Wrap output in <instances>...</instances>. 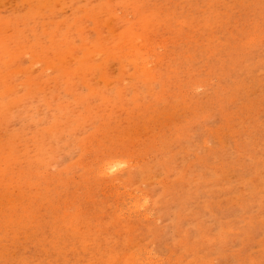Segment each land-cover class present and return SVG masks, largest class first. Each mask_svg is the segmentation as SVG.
Here are the masks:
<instances>
[{
	"label": "rangeland",
	"instance_id": "374dc122",
	"mask_svg": "<svg viewBox=\"0 0 264 264\" xmlns=\"http://www.w3.org/2000/svg\"><path fill=\"white\" fill-rule=\"evenodd\" d=\"M0 124V264H264V0H0Z\"/></svg>",
	"mask_w": 264,
	"mask_h": 264
},
{
	"label": "bare ground",
	"instance_id": "6f19581e",
	"mask_svg": "<svg viewBox=\"0 0 264 264\" xmlns=\"http://www.w3.org/2000/svg\"><path fill=\"white\" fill-rule=\"evenodd\" d=\"M108 2H109V1H108ZM99 22H100V21H99ZM99 22H98V23H99ZM99 24H100V23H99ZM98 32H99V31H98ZM149 49H150V48H149ZM78 52H79V51H78ZM87 54H89V52H88ZM100 55H101V54H100ZM110 57H111V56H110ZM92 59H93V58H92ZM17 60H18V59H17ZM39 60H40V59H39ZM90 61H91V59H90ZM53 68H54V67H53ZM53 68H52V69H53ZM17 70H19V69H17ZM11 71H13V70H11ZM19 71H20V70H19ZM70 72H71V71H70ZM147 72H148V71H147ZM67 74H68V73H67ZM79 75H80V73H79ZM153 75H154V74H153ZM27 78H28V77H27ZM104 79H105V78H104ZM105 81H106V80H105ZM82 83H83V82H82ZM89 87H90V86H89ZM68 90H69V89H68ZM34 93H35V92H34ZM118 93H119V92H118ZM23 99H24V98H23ZM19 100H20V99H19ZM106 100H107V99H106ZM106 100H105V101H106ZM105 101H104V102H105ZM10 106H11V105H10ZM61 107H62V106H61ZM8 108H9V107H8ZM10 112H11V111H10ZM8 116H9V115H8ZM80 116H81V115H80ZM9 117H10V116H9ZM39 121H40V120H39ZM0 125H1V124H0ZM46 138H48V137H46ZM45 142H46V141H45ZM46 145H47V144H46ZM46 145H45V146H46ZM111 163H112V162H111ZM119 165H120V164H119ZM108 168H110V167H108ZM117 169H118V168H117ZM114 170H115V169H114ZM114 170H113V171H114ZM116 171H117V170H116ZM114 172H115V171H114ZM140 208H141V207H140ZM142 208H143V207H142ZM136 211H137V210H136ZM145 217H146V216H145Z\"/></svg>",
	"mask_w": 264,
	"mask_h": 264
}]
</instances>
